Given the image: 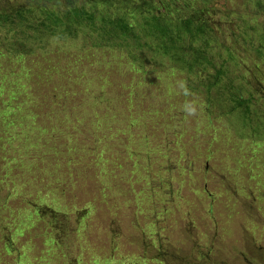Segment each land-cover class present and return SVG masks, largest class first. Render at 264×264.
Here are the masks:
<instances>
[{
    "label": "rangeland",
    "instance_id": "1",
    "mask_svg": "<svg viewBox=\"0 0 264 264\" xmlns=\"http://www.w3.org/2000/svg\"><path fill=\"white\" fill-rule=\"evenodd\" d=\"M168 1H159L162 19L165 4L175 5L174 14L181 19L193 14L186 0ZM241 1L216 0L203 21L196 19L203 22L209 41L221 40L206 44V61H194L187 47L178 46L185 61L180 67L159 48L156 32L135 34L123 28L124 35L116 31L115 38L106 36V30L91 36L88 29L72 31L70 25L53 21L38 26L36 35L52 42L39 46L44 49L37 50L42 54L37 60L23 64L35 73L25 76L27 92L15 94L12 108L5 98L0 100V110H8L6 117H15L17 105L26 113L36 112L49 143L41 140L47 144L40 154H26L24 135L0 141V264H264V77L248 80L245 72L258 65L264 73V54L256 50L258 32L264 28L244 29L236 15ZM154 2L136 0L135 5L148 10ZM196 11L195 17L200 15ZM38 19L43 17L30 21L36 24ZM259 20L264 26V16ZM68 28L66 38L72 41L60 47ZM231 33L237 41L229 51ZM146 72L150 83L136 84ZM94 77L102 87L81 84ZM181 82L191 95L184 94ZM188 103L196 106L195 115L187 114ZM103 112L115 114L122 123L133 119L128 131L132 138L148 139L128 155H114L111 168L125 179L129 193L120 200L123 205L114 204L115 198L103 202L97 194L108 183L84 170L93 155L107 154L101 139L117 123H99L100 132L90 137L82 123L91 126L93 121L79 126V120L98 121ZM36 118L20 129L33 128ZM3 120L0 137L7 131ZM117 135L126 144L137 141ZM148 151L162 167L183 170L162 172L150 185ZM160 180L167 181L170 193L160 188ZM118 185L113 182V190ZM38 195L36 206H26ZM11 211L26 216L12 240L1 219Z\"/></svg>",
    "mask_w": 264,
    "mask_h": 264
},
{
    "label": "trees",
    "instance_id": "2",
    "mask_svg": "<svg viewBox=\"0 0 264 264\" xmlns=\"http://www.w3.org/2000/svg\"><path fill=\"white\" fill-rule=\"evenodd\" d=\"M159 1L160 0H155V2L153 3L154 8H148L147 10V8H143L139 4V6L135 5L136 0H133L132 3L131 0H12V2H10L9 0H0V68L2 67V65L9 68V71L2 70L1 68L3 74L2 76H0V100L6 102V99L8 102L6 103V105L12 108L17 98L15 94L19 95L21 93H26L29 89L25 86V82H27V78L25 76H27L28 74L35 75V73L24 69L23 64L37 60L35 57H39L42 55L38 54L37 50L44 49L40 48L39 46H45L48 43L52 42V40L46 41L45 39H42L41 37H38L36 35L37 31H40L38 26H48L49 22L51 21H53L55 24H68L70 25L72 31L78 30L85 33V30L88 29L91 31V36L92 33H94L98 37L104 30H106L104 32L106 36H112L116 38V31H119V34L122 37L124 35L122 34L123 28H131L133 32L136 31L137 33L143 32L145 30L156 32L159 41V48L161 50H165L167 56H169L170 54L173 56L175 60H173V58L171 57L170 61L172 63H175L176 66L180 67L181 62L185 63L184 58L182 57L184 53L177 52L183 45L185 48L187 47L186 52H189L194 57V61H206L207 59L204 54L207 48L206 44H210V42L216 43L221 39L214 38L213 41H209L207 34L204 32L205 26L201 25L203 22H199L200 24H198L196 23V19L200 18L203 21L205 19V15L209 12V8H213L216 5V0H213L211 6V0H186V4L191 9H194L193 14L190 15L191 17H189L188 19H181L177 15H175L174 13L177 8L173 4L169 7H166L167 4L161 6L163 11L167 12L166 15L169 12V17H166L165 15L163 17L164 19H162L161 8L158 5ZM168 2L169 1L166 0V3ZM241 6V9H239L240 11L236 13V15L240 17L244 29H247L250 26L264 28V26H262L263 24L260 22L261 20H259L260 16H264V0H242ZM78 7L80 10L77 9ZM196 10L200 11V15H198L197 17L194 16V13H197ZM71 11L73 12V16L68 17L67 15ZM34 16H41L43 17V19H38L36 21V24L31 23L30 18ZM76 16L77 19L75 18ZM180 26L184 27V31H179V29L181 30ZM70 34L71 33L69 32L68 28L61 39L60 47L63 44L72 41L70 38H66L70 36ZM233 36L234 35H232L231 33V37L229 38L230 47H226V49H228L229 51L234 48V42L237 41L233 38ZM258 36V44L260 48L256 50L264 54V30L259 31ZM248 41H250V38ZM177 43L179 45H177ZM215 43H213L214 46H216ZM178 46L180 47L178 50H176ZM111 48L113 51L115 50V48L117 49V47L115 46H111ZM128 50L131 53V50ZM156 52L158 54L162 53V51ZM120 54H123V52L119 50V55ZM113 56L115 55L113 54ZM23 59L24 61H21ZM15 63L17 64V66L13 65ZM132 64H135V62H133ZM263 65L264 64H260V68H262ZM253 68V71H251L250 69H248L249 71L244 70L248 75V80H250V77H264V73L258 72V65H255ZM170 69L177 70L175 68ZM138 70H140V66L136 67V71ZM221 72L223 71L221 70ZM148 74L149 73L146 72L145 76L141 77V82L139 81L136 84L142 83L143 86V83L145 82L150 83ZM84 81L85 82H81V84L91 87H102L101 81L96 77H94L93 79L85 78ZM118 97V95L115 96V98ZM12 100L14 101L11 102ZM90 103H92V105H96L94 101ZM19 106L20 105H17V113L14 115L15 117H10V115L6 117L7 115L5 113H7L8 110H5V108L0 110V113L2 114H0V124L2 123V120L4 118L3 127L7 130L3 134V136L0 137V141L6 138V136L15 137L19 136V134H22L25 136L23 140L28 143L25 146L26 154L31 151H37V153H39L38 150L49 143V139H47L45 136L42 137V134L44 133L42 131V128L38 124L40 116H36L37 113L33 112L32 110H28V112L26 113V111L19 108ZM19 111L22 112L19 113ZM93 114L96 113L93 111ZM98 116V121H94L90 117H85L79 120V126L84 120H86L87 122L93 121L91 126L89 124L85 125L84 123H82L83 129L86 130V132H84L86 134H91L90 137H96L100 132L101 125L99 123L104 122L108 125L117 123V125L115 124L113 133L104 135L101 139V150L107 152V154L99 156L93 155V159H91L88 167L84 170L89 171V177H91L90 172H93L95 176H97L100 180L108 183V185L105 186L106 188L100 189L97 194V196L100 197L103 202H106L107 199L112 201L115 198L114 204L120 205L122 204L120 200H122L123 198L125 199L129 195V193H127L128 191L125 188V179L122 178L120 173L111 168L114 160V155H122L123 153L128 155V151L133 152V150H136L137 147H141L143 146V144L145 145L148 139L146 136H137L138 138L136 137L135 139L132 138V133H129L128 131H131L129 123H133V119L124 121L125 123H122V119L120 117H115V114H112L110 112H103ZM35 118L36 121L33 128L20 129L21 125L26 124V122H28L29 120L34 122ZM70 118L72 119V117ZM106 120H108L109 122H107ZM111 129L112 128L109 126L107 130ZM119 132L124 135L128 134L132 140L137 141L126 144L124 142V139H119L117 135V133ZM112 134L113 136H110ZM41 140H44L47 143L43 144L41 143ZM139 141L143 144L139 143ZM262 141H264V138H262ZM10 143H12V141H10ZM96 146L100 148L99 145ZM91 148L93 149V147ZM151 152L152 151H148V153L146 154L149 155L148 159L151 165L149 169L151 175H147L146 177V179H148L151 176L150 185L156 178L158 179V175L162 172H172L174 168H177V170L179 171L183 170V167L178 165H172V167L166 168L162 167V163L157 164L159 158L151 156ZM69 159L70 155L66 160H64L65 164L69 163ZM50 160L52 161V159L49 158V162ZM48 166L53 167V164H48ZM152 167H156L154 173L152 171ZM116 174L118 179L114 180ZM111 178L113 179V181L110 183L109 179ZM167 178L170 177L167 176ZM117 181L119 182V185L113 190L112 184L113 182ZM140 181L142 182L144 180ZM159 182H161L160 188L165 189L167 193L171 192V188L169 187L167 181L160 180ZM148 184L149 183H146L145 186L147 187ZM167 193L162 190L161 196H166L164 194ZM40 198L41 195L33 196L32 200L29 201L26 206H36L35 204L39 201ZM0 212H2V210H0ZM19 213L20 212L14 213L13 211H11L8 213L7 217L1 218L5 222L4 226H7L6 229L10 232L9 236L11 234H17L21 231L20 226L23 225L20 222H23L22 219L26 216L19 215ZM10 237L12 240V236Z\"/></svg>",
    "mask_w": 264,
    "mask_h": 264
},
{
    "label": "clouds",
    "instance_id": "3",
    "mask_svg": "<svg viewBox=\"0 0 264 264\" xmlns=\"http://www.w3.org/2000/svg\"><path fill=\"white\" fill-rule=\"evenodd\" d=\"M180 87L183 89L185 95H191L190 90L187 88V86L181 82ZM185 110L187 114L189 115H195L196 114V106L194 104L188 103L185 105Z\"/></svg>",
    "mask_w": 264,
    "mask_h": 264
}]
</instances>
